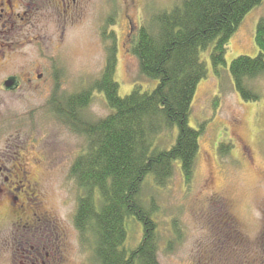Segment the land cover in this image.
<instances>
[{"label": "rangeland", "instance_id": "1", "mask_svg": "<svg viewBox=\"0 0 264 264\" xmlns=\"http://www.w3.org/2000/svg\"><path fill=\"white\" fill-rule=\"evenodd\" d=\"M179 2L35 0V14L24 19L22 37L14 39L18 50L0 65V84L9 74L21 77L18 89H0V138L22 142L29 171L23 179L33 184L28 190L23 181L20 203L27 211L20 223L7 199L13 194L0 205V264H30L46 245L55 251L51 264L87 263L90 247L81 244L74 223L81 192L70 177L86 140L55 116L51 103L89 89L100 78L113 43L104 34L111 32L119 94H130L136 84L151 89L154 84L141 75L133 40L154 13ZM263 14L264 3L247 13L230 40L220 77L208 53L203 55L209 73L197 87L190 116L192 127H205L193 183L186 187L177 172L165 188L144 189L159 207L161 264H264V75L252 83L261 99L247 102L229 73L234 58L259 54L256 32ZM110 112L104 96L94 91L83 113L97 120ZM132 227L129 246L141 238L140 224Z\"/></svg>", "mask_w": 264, "mask_h": 264}, {"label": "trees", "instance_id": "2", "mask_svg": "<svg viewBox=\"0 0 264 264\" xmlns=\"http://www.w3.org/2000/svg\"><path fill=\"white\" fill-rule=\"evenodd\" d=\"M263 3L180 0L154 13L133 40L141 75L154 85L143 89L136 84L126 96L119 94L116 78L115 34L105 31V39L113 43L107 48L100 78L89 89L51 103L55 116L86 140L70 168V177L81 192L74 223L81 244L90 247L86 264H161L159 207L154 198L144 196V189L165 188L177 172L186 187L193 183L205 127H192L190 116L197 87L209 73L203 55L208 53L220 77L226 71L231 38L247 13ZM256 44L258 55H240L229 66L234 87L247 102L261 99L252 83L264 75V14ZM94 91L104 96L111 112L90 120L83 112ZM224 148L221 144L223 154ZM135 223L140 224L141 238L129 246ZM176 234L177 239L182 237L180 231ZM171 244L168 249L173 248Z\"/></svg>", "mask_w": 264, "mask_h": 264}, {"label": "flooded vegetation", "instance_id": "3", "mask_svg": "<svg viewBox=\"0 0 264 264\" xmlns=\"http://www.w3.org/2000/svg\"><path fill=\"white\" fill-rule=\"evenodd\" d=\"M0 11H2L0 14V65H2L15 50H18L14 39L22 37L20 31L24 19L35 14V0H0ZM20 83V74H9L7 79L0 84V89L6 92L15 90L18 89ZM8 141L0 138V205L6 197L13 194V197L7 199H10V210L16 215L17 222L20 223L21 215L27 211V208L25 209L20 203V192L25 186V181L28 190L33 189V184L31 185L29 181L23 179L27 177L29 171L26 168L22 142L19 139ZM37 250V256L33 261H29L30 264L52 263L55 254L52 247L49 245L40 246ZM43 253L45 254L43 255Z\"/></svg>", "mask_w": 264, "mask_h": 264}, {"label": "snow or ice", "instance_id": "4", "mask_svg": "<svg viewBox=\"0 0 264 264\" xmlns=\"http://www.w3.org/2000/svg\"><path fill=\"white\" fill-rule=\"evenodd\" d=\"M3 216V212L2 211H0V217H2Z\"/></svg>", "mask_w": 264, "mask_h": 264}]
</instances>
